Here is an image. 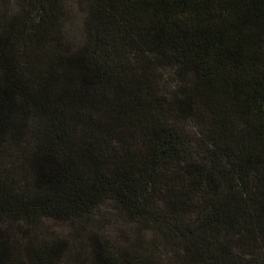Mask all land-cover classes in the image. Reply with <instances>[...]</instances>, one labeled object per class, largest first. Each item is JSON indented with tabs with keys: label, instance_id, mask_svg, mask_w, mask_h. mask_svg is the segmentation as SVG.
Listing matches in <instances>:
<instances>
[{
	"label": "trees",
	"instance_id": "trees-1",
	"mask_svg": "<svg viewBox=\"0 0 264 264\" xmlns=\"http://www.w3.org/2000/svg\"><path fill=\"white\" fill-rule=\"evenodd\" d=\"M82 10L0 4V264H264V0Z\"/></svg>",
	"mask_w": 264,
	"mask_h": 264
},
{
	"label": "rangeland",
	"instance_id": "rangeland-1",
	"mask_svg": "<svg viewBox=\"0 0 264 264\" xmlns=\"http://www.w3.org/2000/svg\"><path fill=\"white\" fill-rule=\"evenodd\" d=\"M2 1L5 4L2 5ZM9 0H0L1 8L7 6ZM85 0H66V27L70 30V35L75 36L80 34V22L82 19V8ZM101 219L100 224L102 228L106 229L108 232L106 234L112 236L119 229L123 228L122 220H113L112 215L109 213L107 206L103 207L99 212ZM71 228L66 222H61L59 220L50 219L40 222L37 230L40 236H42L46 241H52L54 239H59L64 237L66 233L69 232ZM17 238H20L18 232H16ZM68 241V250L66 255L67 262H72L73 254L76 252H81L83 254L87 251V241L85 238H81L75 235H70Z\"/></svg>",
	"mask_w": 264,
	"mask_h": 264
}]
</instances>
